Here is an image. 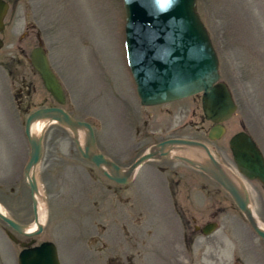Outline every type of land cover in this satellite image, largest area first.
<instances>
[{
	"label": "rangeland",
	"instance_id": "1",
	"mask_svg": "<svg viewBox=\"0 0 264 264\" xmlns=\"http://www.w3.org/2000/svg\"><path fill=\"white\" fill-rule=\"evenodd\" d=\"M195 11L216 53L220 81L238 108L218 144L206 139L210 124L198 95L158 108L140 106L126 60L122 0H17L5 20L7 33L0 37L5 48L0 55H17L18 45L28 55L41 43L65 90L68 113L91 125L99 151L122 168H127V143L137 115L140 123L148 125V144L171 136L201 140L219 148L231 166L226 142L239 130L249 133L264 154V0H196ZM3 62L0 208L27 227L34 220L24 177L29 150L22 126L11 122L17 115L13 90L19 85L12 86L9 70L17 73L20 87L33 81L34 106L47 105L50 99L32 77L28 61L23 67ZM79 135L83 144L84 132ZM44 140L43 156L34 172L44 210L43 230L32 238L15 234L19 241L34 239L35 246L52 242L60 264H127V257L132 264L171 263L170 246L181 237L180 224L159 190L142 181L147 165L136 171L131 187L118 186L81 158L69 130L50 125ZM245 186L249 207L264 227V191L257 182L245 180ZM198 200L197 195L194 201ZM231 204H226L230 211L220 217L218 230L198 239L194 254L185 256L191 261L188 264H264V240L244 217L238 218L240 213ZM209 213L200 222L212 217ZM6 232L12 230L0 221V264H18L21 248ZM216 244L220 247L215 250Z\"/></svg>",
	"mask_w": 264,
	"mask_h": 264
},
{
	"label": "water",
	"instance_id": "2",
	"mask_svg": "<svg viewBox=\"0 0 264 264\" xmlns=\"http://www.w3.org/2000/svg\"><path fill=\"white\" fill-rule=\"evenodd\" d=\"M195 3L196 0H123L126 15L124 32L127 61L142 106L171 103L201 94L205 118L220 124L232 117L237 106L226 84L220 82L218 59L207 31L195 11ZM7 8V4L0 0V31L4 28L3 18ZM30 63L46 91L59 105H64V92L41 47L32 51ZM38 121L47 122L48 125L57 123L69 130L80 155L99 169L105 177L120 185H127L133 171L143 162L155 159L159 155L169 157L167 149L192 150L190 152L200 161L203 160V163L181 155H175L174 158L204 171L216 181L230 195L254 233L264 239V228L255 220L243 183L236 179L234 181L215 161L205 145L190 140H170L154 146L130 168L123 169L98 152L93 129L89 124L76 121L64 110L55 107L31 113L25 124L30 154L24 169V177L30 190L36 224L38 203L34 196L39 194V188L34 172L41 159L44 130L35 136L31 133V127ZM79 131L84 132V145L79 141ZM222 132L218 125L211 130L209 138H219ZM230 147L239 173L248 180L259 181L264 189V159L251 138L245 133H239L231 139ZM200 150L207 155L208 163H205L203 156L200 155ZM0 220L26 237L38 235L42 231V226L38 224L36 231L27 233L25 226L16 223L1 211ZM214 228V225L210 226L207 234ZM8 236L14 243H18L13 235ZM31 244H20L24 249L19 254V264H59L52 243L45 242L33 248L29 247Z\"/></svg>",
	"mask_w": 264,
	"mask_h": 264
},
{
	"label": "flooded vegetation",
	"instance_id": "3",
	"mask_svg": "<svg viewBox=\"0 0 264 264\" xmlns=\"http://www.w3.org/2000/svg\"><path fill=\"white\" fill-rule=\"evenodd\" d=\"M2 2L7 4L8 9H7V12L4 14L5 15L4 16V28L2 32H0V37L2 34H4V31H6L7 33V29H6L7 23L5 20L7 18V15L9 14V11L13 8L14 3L15 4L17 3V0H14V2L12 3L10 2V0H2ZM22 34H25V33L22 32ZM2 39L0 38V51L2 47L5 48V44ZM37 39H39V37H37ZM36 47L43 48V45L41 43L40 44L38 43L37 45H35V47L32 48V50L35 49ZM15 52L17 54L15 56L9 55L8 53L6 55L4 54L2 56L0 55V62L1 63H4L3 61L12 62L13 64H16L18 66L21 65L23 67V65L25 64V61H28L32 69V73H31L32 77H36L39 82V85L43 88L39 75L33 70L31 63H30L32 51L30 52V54L26 55L27 53H25V51L18 45L15 47ZM8 75L12 80L11 81L12 86L16 85V83H18L19 85L18 89L16 88L13 90V100L15 103L14 110L17 111V115L15 118L11 119L12 125L17 126L20 124L23 127L29 114L40 108L59 107L62 110L69 112L65 108L67 105V97H66L64 88L63 90L65 93V104L63 106H58L55 100L48 93L47 95L49 96V99H50L49 104L46 105L44 103H39L38 105L34 106V104L32 103V98L36 91L33 88V81L29 78L23 77L22 80L29 79L30 84H27V85L21 84V87H20L19 80H15L17 79L16 78L17 73L15 74V72L13 73L9 70ZM57 78L59 79L58 76ZM52 103L54 104L52 105ZM164 105H157V106H151V107L158 108ZM144 108H150V107H144ZM19 117H21L22 120ZM207 122L210 124V126L207 129V132L205 135L206 139L209 143L218 144L221 141V139H223V137L225 138V135L229 132L227 129V126L225 125L227 121L224 122L223 124H220L221 127L223 128L222 129L223 132L220 138L218 139L216 138L214 140L209 139V133L212 130V128L217 125L213 124L210 121H207ZM147 126L146 125L144 126V124L139 122V116L137 115L135 118L134 125L131 126L132 136L130 137L127 143V168L131 166L148 149L156 145L162 144L164 142L170 141V140L185 139L180 136H171L170 138H167V139H161V140L158 139L154 141L151 140L150 144H148L145 141L147 138V135H146ZM240 132H244L247 135H249L251 140L255 143L257 148L261 151V148L258 146L254 138L249 133H247L245 130H239L238 132L232 134L226 142L227 144L226 146L228 150L230 151L232 161H233L231 163V166H228L227 163H225L226 160L224 158V153L219 148L214 149L209 144L204 143L201 140H195V139H190V140H194V141H197L205 145L209 149V152L212 155V157L215 159V161H217V163H219L221 167H223L225 170L228 169L230 171L229 176L231 178L232 177L237 178L238 176L243 178V176L239 173L237 169L236 163L231 153V147H230V140ZM95 140H96V144L98 145L97 147H100L97 142L96 136H95ZM186 140H189V139H186ZM44 149H45V140L43 139L42 156H43ZM98 149L100 150V148ZM175 149L173 150L172 148L167 149V152H169L171 156L163 157L159 155L155 159L147 160L140 167L145 166V165L148 166L145 170V173L143 175L144 179H142V181L143 182L145 181L147 183L148 185L147 187L150 186L151 188H156L159 190V194L161 195V197L163 199L166 198V202L171 207H173V210L175 211L176 216H177V220L180 224L179 228H180L181 237H179L177 241L176 240L173 241L170 246L171 248L170 259L172 258V260L170 261L171 262L170 264H179V263L188 264L191 261L190 259L185 258V256L191 257L192 254H194L195 252L194 248L197 245L196 244L197 240L206 239L218 230V224H219L218 222L220 220V217L225 212L230 211L227 209L226 204L232 203L231 207L236 209L234 210L235 213L237 211L239 214L240 211L237 209V207H235L229 194L216 181H214L207 173H205L204 171L200 169H196L190 166L188 163H186L183 160L174 158L175 152H176ZM261 153L263 154L262 151ZM124 155L126 156V153L121 154V156H124ZM200 155L203 156L205 163H208V157L205 154V152H203V150H200ZM263 157H264V154H263ZM196 159L197 158L195 157L192 158V160L194 161H196ZM197 161L199 163H203V160L200 161L199 159H197ZM114 163L117 164L116 161ZM140 167H138L137 170ZM97 171L99 172V170ZM136 171L133 177L127 183V188L131 187L132 184L135 183L134 176L136 174ZM197 195L199 196V199H201V201L199 200L194 201V198ZM207 213H209L210 216L212 217L208 218V220H205L204 222H200L202 219V216L206 215ZM239 217L243 218V215L240 213V215H238V218ZM212 225L216 227V230L214 233L209 235L207 234V230ZM32 241L35 242L34 239H30L28 241H23V242L28 244ZM217 247H220V244H216L214 249L216 250ZM180 257H182L183 260H181ZM129 262H128V257H127V264H132Z\"/></svg>",
	"mask_w": 264,
	"mask_h": 264
},
{
	"label": "bare ground",
	"instance_id": "4",
	"mask_svg": "<svg viewBox=\"0 0 264 264\" xmlns=\"http://www.w3.org/2000/svg\"><path fill=\"white\" fill-rule=\"evenodd\" d=\"M198 96H200L201 98V94H198ZM45 127V123L44 122H41V121H38L36 123H34L31 127V133L35 136H38L40 135L42 132H43V128ZM176 153L178 154H182V151L179 149L176 151ZM171 156V154H170ZM197 161V159H196ZM34 198L38 201V224L42 225L43 224V220H44V210H43V207L41 205V203L39 202V199H40V194H35ZM0 211H2V209L0 208ZM255 217V215H254ZM255 220L257 221V224L260 226V227H263L259 221L256 219L255 217ZM35 222H33L31 225L25 227V232H32L36 229L37 225Z\"/></svg>",
	"mask_w": 264,
	"mask_h": 264
}]
</instances>
